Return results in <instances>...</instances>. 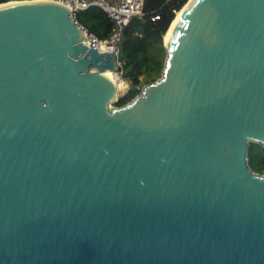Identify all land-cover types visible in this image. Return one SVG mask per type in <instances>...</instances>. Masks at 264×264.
Instances as JSON below:
<instances>
[{"label": "water", "instance_id": "water-1", "mask_svg": "<svg viewBox=\"0 0 264 264\" xmlns=\"http://www.w3.org/2000/svg\"><path fill=\"white\" fill-rule=\"evenodd\" d=\"M184 6L113 106L67 5L0 2V264H264V0Z\"/></svg>", "mask_w": 264, "mask_h": 264}, {"label": "trees", "instance_id": "trees-1", "mask_svg": "<svg viewBox=\"0 0 264 264\" xmlns=\"http://www.w3.org/2000/svg\"><path fill=\"white\" fill-rule=\"evenodd\" d=\"M9 0H0L5 2ZM188 0H145L144 14L137 15L128 25L120 43L117 60L119 71L129 87L119 95L118 106L124 105L141 92L144 84L162 75L166 58L164 37L173 19ZM85 12L86 16L82 12ZM153 13L160 18L153 20ZM79 20L99 37H107L113 26L112 20L99 6H90L78 14ZM249 164L255 171L264 173V145L249 142Z\"/></svg>", "mask_w": 264, "mask_h": 264}, {"label": "built area", "instance_id": "built-area-1", "mask_svg": "<svg viewBox=\"0 0 264 264\" xmlns=\"http://www.w3.org/2000/svg\"><path fill=\"white\" fill-rule=\"evenodd\" d=\"M10 1H35V0H10ZM65 4L70 9V15L76 23L84 29L86 44L90 48L101 50L109 49L105 52H114L118 58L120 52V43L124 37L125 31L137 15L144 14L145 0H50ZM90 6L101 7L107 16L112 20L113 26L107 37H99L92 30L87 28L78 18L80 11ZM153 20L160 18L159 13H153ZM120 64V61H118ZM117 78H120V71L115 72Z\"/></svg>", "mask_w": 264, "mask_h": 264}, {"label": "bare ground", "instance_id": "bare-ground-1", "mask_svg": "<svg viewBox=\"0 0 264 264\" xmlns=\"http://www.w3.org/2000/svg\"><path fill=\"white\" fill-rule=\"evenodd\" d=\"M186 6H187V5H186ZM186 6H184V7L181 8L179 11H177L175 18L173 19V21H172L170 27L168 28V30H167V32H166V34H165V39H167V38L169 37V35L171 34V32H172V30H173L175 24L177 23L179 17H180L181 14L183 13V11H184V9H185ZM97 50H98V49H97ZM98 51H100V52H105V51H109V49L106 50V49H104V48H101V50H98ZM104 74L107 75L108 77H110L112 80H114V81L117 83V76H116V73H115L114 71H112V70H110V69H107V70L104 71Z\"/></svg>", "mask_w": 264, "mask_h": 264}, {"label": "rangeland", "instance_id": "rangeland-1", "mask_svg": "<svg viewBox=\"0 0 264 264\" xmlns=\"http://www.w3.org/2000/svg\"><path fill=\"white\" fill-rule=\"evenodd\" d=\"M82 13H83V15H81V16L87 15L84 11ZM117 85H118L119 95H123L129 87V83L127 82V80H124L122 78L121 73H120V78H117ZM112 105L115 106L116 104L113 103Z\"/></svg>", "mask_w": 264, "mask_h": 264}]
</instances>
